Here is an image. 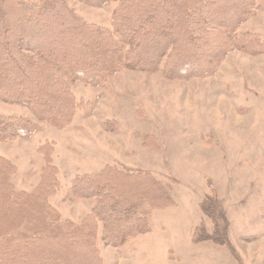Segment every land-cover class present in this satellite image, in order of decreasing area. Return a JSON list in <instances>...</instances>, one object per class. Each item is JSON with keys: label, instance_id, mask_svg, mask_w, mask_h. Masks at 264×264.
Returning <instances> with one entry per match:
<instances>
[{"label": "trees", "instance_id": "1", "mask_svg": "<svg viewBox=\"0 0 264 264\" xmlns=\"http://www.w3.org/2000/svg\"><path fill=\"white\" fill-rule=\"evenodd\" d=\"M78 1L96 8L114 2L110 27L86 21L65 0H0V101L28 110L0 114V146L29 141L44 127H69L89 103L75 97V84L103 87L123 71L186 82L213 76L232 50L264 53L260 33L240 29L256 16L258 0ZM155 141L145 136L144 145L157 150ZM37 152L44 163L27 190L15 189L17 167L0 156V264H104L99 243L132 244L151 231L154 210L175 205L150 172L106 165L72 178L63 200L93 204L80 223L63 220L50 204L61 190L54 143H40ZM199 208L192 242L231 248L230 220L214 190Z\"/></svg>", "mask_w": 264, "mask_h": 264}, {"label": "rangeland", "instance_id": "2", "mask_svg": "<svg viewBox=\"0 0 264 264\" xmlns=\"http://www.w3.org/2000/svg\"><path fill=\"white\" fill-rule=\"evenodd\" d=\"M65 2L86 21L110 27L114 2L102 8ZM258 4L240 29L264 38V0ZM73 93L89 103L69 127H44L29 141L0 146V156L17 167L15 189L39 181L44 162L37 148L52 141L61 190L50 204L63 220L80 223L93 204L63 200L72 178L106 165L150 172L171 192L175 205L151 213L148 234L119 248L99 243L104 264H264V53L232 50L211 77L169 82L123 71L103 87L75 84ZM0 114L28 110L0 101ZM107 121L118 122L117 128H107ZM149 135L157 150L144 145ZM211 190L230 220L231 248L191 240L202 220L199 204ZM249 236L256 239L243 240Z\"/></svg>", "mask_w": 264, "mask_h": 264}]
</instances>
